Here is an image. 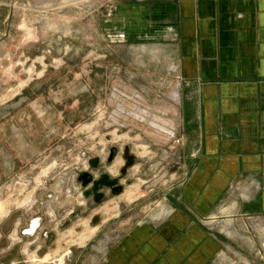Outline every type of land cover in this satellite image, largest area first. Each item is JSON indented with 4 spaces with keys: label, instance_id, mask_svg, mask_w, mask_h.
Listing matches in <instances>:
<instances>
[{
    "label": "rangeland",
    "instance_id": "obj_1",
    "mask_svg": "<svg viewBox=\"0 0 264 264\" xmlns=\"http://www.w3.org/2000/svg\"><path fill=\"white\" fill-rule=\"evenodd\" d=\"M134 1L0 0V264H100L106 245L165 205L178 178L175 65L168 46L117 26L116 5ZM87 169L123 192L93 202L77 181ZM59 184L74 208L60 209ZM36 219L44 244L26 236L3 250L13 223ZM209 227L223 242L210 264H264V214Z\"/></svg>",
    "mask_w": 264,
    "mask_h": 264
},
{
    "label": "crops",
    "instance_id": "obj_2",
    "mask_svg": "<svg viewBox=\"0 0 264 264\" xmlns=\"http://www.w3.org/2000/svg\"><path fill=\"white\" fill-rule=\"evenodd\" d=\"M114 20L172 50L180 144L165 205L106 245L100 264H210L223 242L209 225L264 214V0H137L118 3ZM12 227L4 251L50 234L42 222L30 237Z\"/></svg>",
    "mask_w": 264,
    "mask_h": 264
},
{
    "label": "water",
    "instance_id": "obj_3",
    "mask_svg": "<svg viewBox=\"0 0 264 264\" xmlns=\"http://www.w3.org/2000/svg\"><path fill=\"white\" fill-rule=\"evenodd\" d=\"M114 149L110 150L108 156V162L112 158ZM135 162L133 156H128L124 167L121 170V174L125 175L128 167L132 166ZM99 164V158L95 157L89 160V165L92 169L97 168ZM77 181L82 184L85 188L84 195L86 197H91L93 202L98 203L104 197L103 189H109L112 194L120 191L121 185L118 184V178L110 176L108 173H101L98 178H93V176L88 171H81L78 173Z\"/></svg>",
    "mask_w": 264,
    "mask_h": 264
},
{
    "label": "flooded vegetation",
    "instance_id": "obj_4",
    "mask_svg": "<svg viewBox=\"0 0 264 264\" xmlns=\"http://www.w3.org/2000/svg\"><path fill=\"white\" fill-rule=\"evenodd\" d=\"M109 154H110V153H109ZM116 154H117V153H116V150H114V152H113V154H112V158H111V160L109 161L110 164L114 161V159H115V157H116ZM127 157H128V156L125 157V160H126V161H127ZM91 169H92V168H91ZM121 170H122V169H121ZM84 171H88V172L92 175V172H91L90 169H87V170H84ZM125 173H126V172H125ZM92 176H93V175H92ZM123 176H124V175H123ZM93 178H95V177L93 176ZM118 184H121V183L118 182ZM121 186H122V184H121ZM53 188L56 189V190H58V192H59V197H61V200H63V201H61V202H62L61 204H63V205H68V203L70 202V197H69V195L66 194L65 189H64L62 186H60V184H59V185H55ZM123 189H124V186H122L121 189H120V191L116 192L115 195H116V194H117V195L121 194V193L123 192ZM35 226H36V224H33V225H32L31 229L29 230L30 233L34 232V230L36 229Z\"/></svg>",
    "mask_w": 264,
    "mask_h": 264
},
{
    "label": "built area",
    "instance_id": "obj_5",
    "mask_svg": "<svg viewBox=\"0 0 264 264\" xmlns=\"http://www.w3.org/2000/svg\"><path fill=\"white\" fill-rule=\"evenodd\" d=\"M177 141H178V142H180V140H179V139H178ZM31 223H32V222H31ZM32 225H33V224H31V225H30V227H32ZM28 229H29V228H28ZM28 229H26V230H23L22 232L26 234Z\"/></svg>",
    "mask_w": 264,
    "mask_h": 264
},
{
    "label": "bare ground",
    "instance_id": "obj_6",
    "mask_svg": "<svg viewBox=\"0 0 264 264\" xmlns=\"http://www.w3.org/2000/svg\"><path fill=\"white\" fill-rule=\"evenodd\" d=\"M110 172V171H109ZM232 220V219H231ZM231 220L229 219V220H227L226 222H225V224H229L230 225V222H231ZM45 260V259H44Z\"/></svg>",
    "mask_w": 264,
    "mask_h": 264
}]
</instances>
